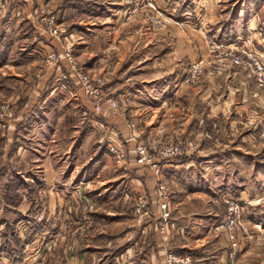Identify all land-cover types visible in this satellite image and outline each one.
<instances>
[{
    "label": "rangeland",
    "instance_id": "374dc122",
    "mask_svg": "<svg viewBox=\"0 0 264 264\" xmlns=\"http://www.w3.org/2000/svg\"><path fill=\"white\" fill-rule=\"evenodd\" d=\"M239 11L250 20L230 29ZM263 39L264 0H0V232L38 237L35 264H264V85L250 57L264 61ZM79 74L100 87L99 111ZM134 94L171 96L154 112ZM138 144L155 168L136 163ZM161 148L178 156L160 161ZM149 224L170 238L162 261Z\"/></svg>",
    "mask_w": 264,
    "mask_h": 264
},
{
    "label": "built area",
    "instance_id": "2783aa9c",
    "mask_svg": "<svg viewBox=\"0 0 264 264\" xmlns=\"http://www.w3.org/2000/svg\"><path fill=\"white\" fill-rule=\"evenodd\" d=\"M61 30L58 27H54L53 25H51L50 28H48V33L54 37V38H59ZM258 37H261L262 32L258 30ZM243 47H241L240 49L243 51L241 56H238L237 59V64L238 65H243V66H247L248 68H251V66L248 63L244 62V57H248L247 53L244 51L245 49L249 48L251 46V40H249V38H245L243 41ZM239 49V50H240ZM250 57L254 60L255 62V70L256 72H258V82H260L261 84L264 85V61L263 58L261 57L260 54L258 53H250ZM247 64V65H246ZM194 70H190L185 72V74L183 75V79L185 82L188 81H192L194 80V78L197 77V73L198 70L195 71V68H193ZM78 79L80 84H82V87L84 88V93L86 94V96L88 95L89 97L93 98L94 100H96V110L99 111L100 109H102L103 104L101 103V91L99 90V86L95 87L91 84V80L89 79L88 76L86 75H82L79 74L78 75ZM106 103L110 104L112 108L116 109V105L112 100H107ZM135 158H136V163L138 165H145V166H152V168H155V165L157 164V161L155 160L154 162L151 159V156L149 155L146 147L142 144H138L137 146H135ZM107 153L109 155H111V157H113L114 159L120 160L123 158V151H121L119 149V147L116 146H111L109 145L107 147ZM159 160L162 161L163 160V156L166 159H170L173 158L175 156H178V152L173 151V150H169L166 151L163 154V148H161V150L159 151ZM160 195H163L162 189L160 191ZM224 201L226 202V206L228 207L227 211L229 212V216L231 218H240L239 215H241V208L239 206V201L236 199H233L227 195L223 196ZM147 206V202H145L144 200H142V198L138 199V202L136 204L135 207V216L138 219V221L140 220H148L149 218V212H148V208ZM166 203L160 202L159 204V211L160 213H162L163 216V212L166 210ZM235 215V216H234ZM165 216H167V214H165ZM242 216V215H241ZM229 217V218H230ZM257 227L259 228V230H261L262 228H264V223H256ZM222 225V224H220ZM24 225L23 224H19V228H22ZM29 227V226H28ZM224 227V226H223ZM28 229V228H27ZM26 229V230H27ZM23 228V231H26ZM233 255V254H232ZM167 264H190V260L188 256H175L172 253H170L167 256Z\"/></svg>",
    "mask_w": 264,
    "mask_h": 264
},
{
    "label": "crops",
    "instance_id": "0c3cea01",
    "mask_svg": "<svg viewBox=\"0 0 264 264\" xmlns=\"http://www.w3.org/2000/svg\"><path fill=\"white\" fill-rule=\"evenodd\" d=\"M239 13H240V15H238L236 17H233V18H231L229 20V23L231 24V26H229L230 29L233 28L234 30H236L235 29L236 25H240L241 23L244 25L245 21H247V20L249 21L250 20V19H247L248 16H246L243 12L239 11ZM5 16H6V14H5ZM5 16L3 18H5ZM255 24H256V21H255V18L253 17V19L251 20L250 24H248L249 25V27H248L249 30L247 29L246 32L243 31V34L240 35V38H243V37L246 38L248 35H254L250 31H252L255 28ZM241 32H239V33H241ZM149 34H150V32H149ZM218 38H220V36H218ZM256 46L261 51L260 53L264 55V39L260 40V41H256ZM162 89H163V87H162ZM170 96L171 95H165L163 97V95H162V96H154V97H152V96L148 95L147 97L144 96L146 98H141L140 95L134 94L132 96V98H133V101H134L133 104L138 106L137 103H140L142 101L143 103H146L145 105H147V107H145V109H144L145 111L152 110V111L155 112V111H158L159 109L157 110L153 106H155L157 103H159L163 107V100H165V98L169 99ZM168 99H166V102L168 101ZM169 101H170V99H169ZM102 120H104V118ZM98 121L101 124L108 125L106 122L104 123L103 121H101V119H99ZM151 121H154L153 118L150 119V122ZM104 157L108 158L107 155H104ZM176 167H179V166H176ZM176 167H175V169L177 170ZM51 177L49 179H51ZM53 177H55V175H53ZM133 179H135V177H133ZM51 188L53 189V191L59 193V189L57 187H55L53 183L51 184ZM55 204L56 205H54V200L53 199H50L49 202H48V206H49L50 210L53 211V212H55L57 207H59L58 201L55 202ZM21 206H22V204H21ZM153 207H154V209L152 211V213H154L153 217H154L156 223H159L158 225L162 226L164 222L162 220V216H161V213L159 211V208L156 205H154ZM34 225L36 227H38L37 226L38 224H36V221L33 220V226ZM39 225H42V224H39ZM146 227L147 228L144 229L145 231L148 230L150 232H153V231L155 232V233H153V236H156L155 241H153V246L158 249V256L160 257V260L162 261L163 258H164V256H163L164 253L163 252H165V250H163V249H165L166 240L170 241V238L167 237V235L165 237L162 236L163 235V227H161L162 229L160 230V232L156 230L157 227H152L151 224H149ZM28 229L30 230L31 226H29ZM1 233L2 232H0V247H7V245H10V250L13 251L14 253H17V254L13 255V258H7V257H5V255L3 253L0 254V264H35L33 262L34 261L33 257H30V255L34 253L35 243L39 240L38 237H35L33 240H32V237H30L31 238L30 243L25 245L26 247H24L23 249H21V251H19L20 249L18 250L19 247H17V245L14 244L13 238L9 237L10 232L7 233L8 236L4 235L3 233L1 234ZM16 236H17L18 240L21 242L20 246L23 247L24 246L23 244H24L26 238H23L22 234L21 235L20 234H16ZM153 250H155V248ZM17 258H20V260H22L21 263H19L20 262L19 259L17 261ZM155 259H156L155 254H151V257L149 258V260L152 261V263H154L153 260H155Z\"/></svg>",
    "mask_w": 264,
    "mask_h": 264
},
{
    "label": "trees",
    "instance_id": "16d2710c",
    "mask_svg": "<svg viewBox=\"0 0 264 264\" xmlns=\"http://www.w3.org/2000/svg\"><path fill=\"white\" fill-rule=\"evenodd\" d=\"M20 220V219H19ZM18 220H14V222H17ZM6 236H8V235H6ZM5 236V237H6ZM9 237H11V238H13V242H14V244L15 245H17V247H19L18 248V250L19 251H21V249H23L24 247H25V245H27L28 244V242H30V240H31V238L29 237V238H27L26 240H25V242H24V246L23 247H21L20 246V244H21V242L18 240V238H17V236H16V234L15 235H9ZM4 254L5 255V257H7V258H13V255H16L17 253H14L13 251H11L10 250V245H7V247H0V254ZM18 259L20 260V258H17V261H18Z\"/></svg>",
    "mask_w": 264,
    "mask_h": 264
}]
</instances>
